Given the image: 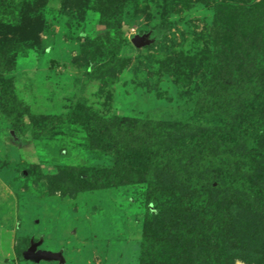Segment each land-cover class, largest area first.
<instances>
[{"label":"rangeland","instance_id":"obj_1","mask_svg":"<svg viewBox=\"0 0 264 264\" xmlns=\"http://www.w3.org/2000/svg\"><path fill=\"white\" fill-rule=\"evenodd\" d=\"M262 11L264 0H0V76L36 130L21 133L0 107V264H264V209L221 185L229 173L264 190V111L241 147L186 150L161 176L127 172L88 118H68L92 113L155 146L232 133L247 101L223 119L205 87L240 98L238 88L264 85L251 79L264 73V23L253 21ZM140 121L154 135L149 125L138 133ZM171 181L186 195H159Z\"/></svg>","mask_w":264,"mask_h":264},{"label":"trees","instance_id":"obj_2","mask_svg":"<svg viewBox=\"0 0 264 264\" xmlns=\"http://www.w3.org/2000/svg\"><path fill=\"white\" fill-rule=\"evenodd\" d=\"M241 16H240V20L244 19L243 16L242 18ZM253 21L255 23L256 22L264 23V11H262L259 17ZM106 30L108 31L106 32ZM106 30H105L106 32L105 34L107 36V37L105 36L106 38H109L111 35L115 34L113 29H112L113 32L111 31V29L107 27ZM259 31L262 34V36H264V29ZM251 79H253L254 81L260 80L263 82L264 73H259L255 75L253 74L251 76ZM205 88L207 90V95L203 98L204 102L209 99L214 100V97H218L219 100V97H221L222 100L221 99L220 101L215 100L216 105L213 104L212 106H209L210 104H212V102H210L211 100H209L208 109L211 111H215L216 116L221 117L223 119L224 118L228 119L229 116L232 114L231 113L232 110L231 109L228 110L226 108L227 105L229 106L231 103H234L236 99H240V100L245 99V101H247L245 103V107L243 108L245 109V111L243 113L242 112L239 113L238 116L240 118L236 119L237 121L234 123L235 125H234V129L232 130V133H228V132L227 133L212 132L210 134L194 133L190 137H188V139H185V141L187 140V142H185L186 144L184 145L183 143L180 144L175 143L171 147L169 146L167 147L164 145H159V144L157 145L156 143L155 146V139L154 137H152V135L150 136V138L146 137L149 135L146 136L142 135L141 138H138L140 135H136V137L133 136L129 137L127 135L118 134L115 130L106 127V123L92 113H88L85 115V113L82 110H74L69 114L68 118H73V119L88 118L89 119L88 125L91 127L92 133L96 135V138L100 140V144L103 150L107 154L112 156L115 163L121 168L124 167L127 172L130 171L143 172L150 169H154L155 171H159L160 173L159 175L161 176V174H163L166 171L170 172L168 168L173 170V172L181 168L182 158L183 156H185L186 150L191 151L198 149H207V148L209 149L212 148L213 146H221L229 150H235L237 149V147L240 146V142L253 139L255 137L258 126L257 117L260 114V112L264 111L263 84L257 85L254 82L252 84L250 83L249 86H245V87L242 86V88H238V90L236 91L240 95V98H237L236 97L237 94L234 95L230 91L221 92L220 90L217 91L214 90L213 81L208 82V85L206 84ZM225 99H227V101H225ZM0 103H1L0 104L1 111L8 118L12 120L14 127H16L21 133H27L28 131L30 132V130L33 129V128L31 129L30 126H26V124H23L22 120H19L17 118V113L15 112V110L12 109V106L10 105L11 102H10L9 94L7 92L5 83L2 80L1 76H0ZM145 125L151 126L150 128L151 134L154 135L153 125L145 121L142 122L140 121L139 123H137V126H139L137 127L138 133H140L139 128L142 129L141 131H145L144 128ZM147 130H149V127ZM33 131L36 130L33 129ZM138 140L145 142L144 145L145 147L143 149L144 151H140L138 149L139 147ZM155 147H156L155 155L154 157H152L153 156L152 152ZM230 157L231 156L229 155L227 159H229ZM222 177H223V182H221V185L227 192L233 191L234 194H237L239 196L247 194L249 199L257 200L255 201L256 205L258 206L257 212L259 211V209H264V190L260 188L261 187L260 185L254 184L252 180L251 181L245 180L244 182L236 180L232 178L231 174L229 173H224ZM163 178L164 179L168 178V180L171 179L168 176H163ZM56 180L57 179L54 176L53 180L51 181L52 184L54 185L56 184V187H63L64 184ZM172 181L170 184H165V183L158 184V186L155 189L159 190V195L162 194L161 189L165 191L167 188H169V190L173 192V195H175V197H178L180 195H186L184 194L186 193V191L182 190V188H184L183 187L184 185L180 182H172ZM212 192L218 194L217 190H213ZM214 199H216V197H214ZM158 202L161 204V201ZM219 210L220 208H218L217 211ZM164 211L165 212L160 213L159 218L164 220L166 223H169L167 221L168 219L167 217L169 216V212H171V210H167L166 208ZM182 212L184 213L185 210L184 211L182 210ZM219 212L221 213L222 211L220 210ZM257 212L256 214H258ZM227 216L228 215H226V212H222L221 214L214 215L215 219L217 220L220 217L223 218L222 222H224V224L227 222ZM236 218L239 219L238 216H236ZM219 221L220 219L217 222ZM260 221H264V215H262V218L259 220V222Z\"/></svg>","mask_w":264,"mask_h":264},{"label":"water","instance_id":"obj_3","mask_svg":"<svg viewBox=\"0 0 264 264\" xmlns=\"http://www.w3.org/2000/svg\"><path fill=\"white\" fill-rule=\"evenodd\" d=\"M32 255H33V253L31 251H29V252H27V253L24 254V257L26 259H30V258H32Z\"/></svg>","mask_w":264,"mask_h":264}]
</instances>
